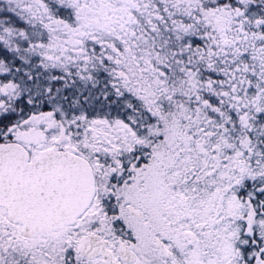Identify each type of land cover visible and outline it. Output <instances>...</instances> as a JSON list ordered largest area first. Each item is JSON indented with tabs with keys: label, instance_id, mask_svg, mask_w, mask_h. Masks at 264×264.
I'll return each mask as SVG.
<instances>
[{
	"label": "snow or ice",
	"instance_id": "obj_1",
	"mask_svg": "<svg viewBox=\"0 0 264 264\" xmlns=\"http://www.w3.org/2000/svg\"><path fill=\"white\" fill-rule=\"evenodd\" d=\"M0 264H264V0H0Z\"/></svg>",
	"mask_w": 264,
	"mask_h": 264
}]
</instances>
